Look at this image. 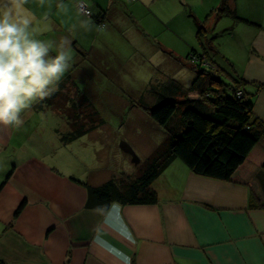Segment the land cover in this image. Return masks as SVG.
Returning <instances> with one entry per match:
<instances>
[{
	"label": "crops",
	"instance_id": "0c3cea01",
	"mask_svg": "<svg viewBox=\"0 0 264 264\" xmlns=\"http://www.w3.org/2000/svg\"><path fill=\"white\" fill-rule=\"evenodd\" d=\"M79 2L94 17L101 14L103 23L82 13ZM24 3L35 14L39 38L53 32V54L63 38L70 41L66 74L97 106L109 99L131 107L137 117L148 116L142 105L155 106L159 91L170 83L197 98L198 68L191 53L200 52L229 77L225 81L243 82L254 116L264 122L259 87L264 85V0ZM223 5L244 20L218 16ZM199 25L205 28L202 38ZM127 73L131 77L122 81ZM89 76L104 82L92 87L102 95L87 87ZM135 99L143 109L132 104ZM27 110L32 109L21 113V126L0 124V264H264L263 167L252 173L240 167L231 180H220L198 175L176 159L152 184L156 203L88 208L85 183L98 186L124 176L119 163L133 151L129 130L105 118L98 128L63 143L67 126L51 127L47 135L40 130L43 117H23ZM125 125L135 131V124Z\"/></svg>",
	"mask_w": 264,
	"mask_h": 264
},
{
	"label": "trees",
	"instance_id": "16d2710c",
	"mask_svg": "<svg viewBox=\"0 0 264 264\" xmlns=\"http://www.w3.org/2000/svg\"><path fill=\"white\" fill-rule=\"evenodd\" d=\"M217 14L244 20L225 5ZM90 16L94 17L93 12ZM94 18L100 24L104 21L101 14ZM204 29L203 25L198 26L199 38L204 35ZM194 65L198 68L194 82L197 98L189 97L181 85L170 83L159 91L161 98L155 106L142 105L165 129V138L140 163L135 174L113 177L98 186L85 183L88 208L107 209L113 202L156 203L158 194L152 184L176 159L182 160L198 175L220 180H231L240 167L248 173L264 168V122L254 116L253 102L247 96L243 82L237 79L225 81L215 65ZM259 87L264 89L263 84ZM178 97L184 98L177 100ZM30 109L38 112L51 109L66 120L67 130L61 132L63 143L73 141L105 122L98 106L78 88L69 73L62 77L50 96L33 103Z\"/></svg>",
	"mask_w": 264,
	"mask_h": 264
},
{
	"label": "clouds",
	"instance_id": "9594fccd",
	"mask_svg": "<svg viewBox=\"0 0 264 264\" xmlns=\"http://www.w3.org/2000/svg\"><path fill=\"white\" fill-rule=\"evenodd\" d=\"M35 19L24 0H0V124L21 126V113L50 96L70 67V41L63 38L53 54V44L39 38Z\"/></svg>",
	"mask_w": 264,
	"mask_h": 264
},
{
	"label": "rangeland",
	"instance_id": "374dc122",
	"mask_svg": "<svg viewBox=\"0 0 264 264\" xmlns=\"http://www.w3.org/2000/svg\"><path fill=\"white\" fill-rule=\"evenodd\" d=\"M45 37H46V41L52 42V38L54 37L53 32L48 31ZM198 54H203V53L198 52ZM134 57L135 56H133V58ZM134 64H135V66H137L136 63H134ZM132 65L133 64H131V66ZM136 75L134 74L133 77L136 78ZM93 77L94 76H89V78L87 79V83H88L87 87L90 90H94V89H92V87L94 86L93 84H98V85H100V87H102L104 82L103 83L101 81L98 82V79L93 78ZM130 77L131 76L128 75V73L126 75H122V81L124 78L126 79V78H130ZM228 79H229V77H224V80H228ZM124 85L126 88H128L127 87L128 84L124 83ZM134 85L135 84L133 83V86ZM100 87H98V89ZM94 91L98 94V96L103 94L100 90H94ZM238 93L240 94V93H242V91H238ZM148 98L151 99L152 96L150 95V96H148ZM123 101H125V99H123ZM151 102L152 101H150V103ZM137 103H139V101L137 99H135L132 102V104H135L136 106H138L139 104H137ZM102 104L103 105L98 106V108L101 111L102 116L104 118H107L108 121L110 122V124H112L113 126H116L117 129H120L121 127L124 126L125 129H123V130L124 131L129 130V134L133 138L132 139V142H133L132 147H131V145H129L130 143L128 141H124L125 145L128 144L133 149V151H126V153H127L126 155H128V157L130 156V158H128L126 161H121L123 158L122 155H124V154H122L123 152H121V154L119 155V159L121 161L119 163L120 174H123L124 176L133 175L136 173L140 163L148 156V154L151 152L153 147L157 146L159 143L162 142V140L166 136V131L161 125H159L155 120H153L150 117V115L148 114V112L146 110H145V113L148 114V116L144 115L141 117H137L136 114L132 113L133 109L131 107H129V106L123 107L122 105H120L122 103H118L116 101L113 102L112 100L110 101L109 99H105V100H103ZM138 107H139V109H143L142 106H138ZM146 107H150V106L146 105ZM23 117H43L39 121L40 125H41L40 130L42 133H44V131H47L48 132L47 135H52L53 129H51V127L64 129L65 126H67L66 120L64 121V118L62 119L61 115H58L57 113H55L51 109H47L45 111L37 112V113L33 112L32 110H27V112L24 114ZM118 120L122 121L121 124L116 123ZM125 123L127 125L130 123L135 124L136 125L135 131L133 132L134 127L132 129H128V127L125 125ZM120 149L123 151V148H121V145H120Z\"/></svg>",
	"mask_w": 264,
	"mask_h": 264
},
{
	"label": "built area",
	"instance_id": "2783aa9c",
	"mask_svg": "<svg viewBox=\"0 0 264 264\" xmlns=\"http://www.w3.org/2000/svg\"><path fill=\"white\" fill-rule=\"evenodd\" d=\"M78 8L79 10L90 16L92 14L91 10H90V13L87 11L89 10V8L87 7V5L84 3V2H79L78 3ZM191 61L192 63L196 64V63H202L203 65H205L206 67H212L213 65L210 63L209 59H207V57L205 55H198V56H195L194 54H192V57H191ZM242 93H240L239 95H241Z\"/></svg>",
	"mask_w": 264,
	"mask_h": 264
}]
</instances>
